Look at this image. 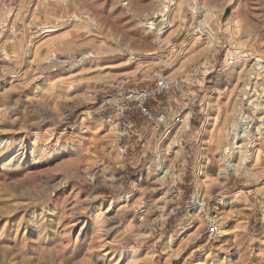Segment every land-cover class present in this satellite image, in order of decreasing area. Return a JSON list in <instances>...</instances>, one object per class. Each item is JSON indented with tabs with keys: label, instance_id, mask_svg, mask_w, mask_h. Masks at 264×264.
<instances>
[{
	"label": "rangeland",
	"instance_id": "obj_1",
	"mask_svg": "<svg viewBox=\"0 0 264 264\" xmlns=\"http://www.w3.org/2000/svg\"><path fill=\"white\" fill-rule=\"evenodd\" d=\"M156 74L122 156L98 105ZM263 105L264 0H0V264H264Z\"/></svg>",
	"mask_w": 264,
	"mask_h": 264
},
{
	"label": "built area",
	"instance_id": "obj_2",
	"mask_svg": "<svg viewBox=\"0 0 264 264\" xmlns=\"http://www.w3.org/2000/svg\"><path fill=\"white\" fill-rule=\"evenodd\" d=\"M171 84L169 77L156 74L153 76L152 84L145 87H139L127 81H117L108 88L97 111L107 117L109 123L122 131L119 138V151L122 156H127L134 150L132 139L141 135V129L137 126L138 122H146L149 125L167 124L166 115L157 113L156 107L150 104L157 103V99L169 90ZM174 122H181L180 117H176ZM198 207L204 211L203 203H198L196 208ZM202 218L208 239L219 240L223 235L221 219L210 214H204Z\"/></svg>",
	"mask_w": 264,
	"mask_h": 264
},
{
	"label": "bare ground",
	"instance_id": "obj_3",
	"mask_svg": "<svg viewBox=\"0 0 264 264\" xmlns=\"http://www.w3.org/2000/svg\"><path fill=\"white\" fill-rule=\"evenodd\" d=\"M198 9L203 10L205 12L207 10L204 7H199ZM160 24H161V21L159 24H156L154 22H150L148 24L147 28H149L150 31L151 30H158ZM64 63H65V61L58 60V59L56 60V64H64ZM261 118H262V116H261ZM263 120H264V118H263ZM242 123L243 122H241V124L239 123L237 129L235 130L236 131L235 132L236 138L234 139V143L236 145H234L235 146L234 148L237 150V152H236L237 154H240L241 156L244 155V156L241 158L239 163H232V161H231V162L224 164V167L220 170V173H219L220 177L224 176L230 170H232V171H245V170H247L246 162H245L247 159H245V161L243 160V158H246V156H245L246 149H244L243 145H239V142L243 141L244 138L247 137V134L249 133V130H248L249 127H248L247 123H246V125H245V123L244 124H242ZM158 172H159V179L158 180L164 181L168 176V170L165 168H160L158 170ZM128 198H129L128 196L119 197L117 199V203L126 201ZM113 204H114V201H110V203H109L110 207L113 206Z\"/></svg>",
	"mask_w": 264,
	"mask_h": 264
}]
</instances>
